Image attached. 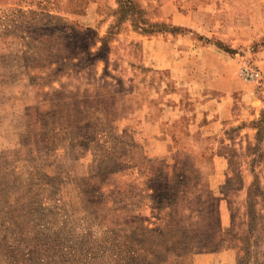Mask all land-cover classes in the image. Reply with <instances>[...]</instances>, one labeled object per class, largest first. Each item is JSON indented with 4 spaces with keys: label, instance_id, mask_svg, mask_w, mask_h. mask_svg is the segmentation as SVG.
Segmentation results:
<instances>
[{
    "label": "rangeland",
    "instance_id": "1",
    "mask_svg": "<svg viewBox=\"0 0 264 264\" xmlns=\"http://www.w3.org/2000/svg\"><path fill=\"white\" fill-rule=\"evenodd\" d=\"M0 264H264V0H0Z\"/></svg>",
    "mask_w": 264,
    "mask_h": 264
},
{
    "label": "crops",
    "instance_id": "2",
    "mask_svg": "<svg viewBox=\"0 0 264 264\" xmlns=\"http://www.w3.org/2000/svg\"><path fill=\"white\" fill-rule=\"evenodd\" d=\"M191 118V119H189ZM187 120H189L190 123H192L193 121V118L189 115H184V114H181V115H176L174 116L171 120H169V123L170 125L173 124V123H182V122H185ZM191 120V121H190ZM194 121L197 122L196 124V128L194 129H189L186 130L188 132H184L182 137L183 139L184 138H188V139H193L194 141L196 140V138L199 136L200 138H203V137H210V136H215V137H219L218 134H212V130L211 127H216V125H219L222 129L224 130L223 132H225L226 130H230L231 133H235V134H240L242 131L244 130H247V128H250L251 126V121L249 120H244V119H236V118H233L232 116H230V118H227V120H225L224 118L222 117H212V118H209V120L205 121V119L202 120V123H200L199 121H197V119L195 120L194 118ZM208 129L206 131H204V129ZM222 132V131H220ZM219 132V133H220ZM173 131H167V133L164 132L165 135H167L168 137H170L172 140H173ZM162 134V133H161ZM174 149H180L176 146V148ZM177 150H175L176 152ZM215 159H220V160H223L224 158V154L222 152H219L218 150H216L215 152ZM214 159V160H215Z\"/></svg>",
    "mask_w": 264,
    "mask_h": 264
},
{
    "label": "trees",
    "instance_id": "3",
    "mask_svg": "<svg viewBox=\"0 0 264 264\" xmlns=\"http://www.w3.org/2000/svg\"><path fill=\"white\" fill-rule=\"evenodd\" d=\"M228 132H230V130Z\"/></svg>",
    "mask_w": 264,
    "mask_h": 264
}]
</instances>
